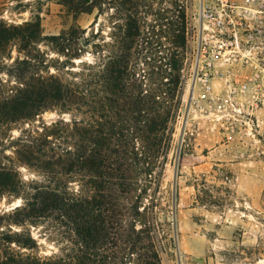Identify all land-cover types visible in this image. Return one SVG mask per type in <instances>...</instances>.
I'll list each match as a JSON object with an SVG mask.
<instances>
[{"label":"rangeland","instance_id":"rangeland-1","mask_svg":"<svg viewBox=\"0 0 264 264\" xmlns=\"http://www.w3.org/2000/svg\"><path fill=\"white\" fill-rule=\"evenodd\" d=\"M132 1L133 4L126 0H103L101 11L96 8L92 13L75 15L65 0H0V21L9 25L39 21L43 36L59 34L76 24L86 29L82 33V38L88 39L86 50L67 66L58 65L57 60L64 56L48 40L38 44L50 61V72L79 85L86 78L92 79L89 64L100 63L105 55L114 57L121 52L122 42L136 39L143 48L133 50L129 56L135 73L132 80L135 94L137 89L158 86L165 91L163 96L168 105H178L170 124L172 140L163 175L149 188V195L141 204L142 214L137 216L140 220L137 228H146L147 223L149 231L135 236L144 242L143 246L119 247L117 255L122 254L118 252L121 247L130 251L121 264H139L148 256H154L162 264H264V102L231 91L229 81L221 74H212L208 82L199 74L190 101L194 68L187 27L192 21L197 30L199 0ZM131 14L138 18L136 36L131 35L128 26ZM104 41L107 47L100 52L93 48L95 42ZM24 55L18 46L12 45L0 57L4 68L0 69L1 99L21 86V80L6 68ZM225 66L218 64L220 69ZM113 75L107 72V80L111 82ZM108 96L114 98L112 94ZM109 103L108 108L114 114L112 127L116 136H120L126 126V113L130 112L127 109L134 103L124 106L122 101V106L117 107L111 100ZM90 108L79 106L67 112L54 107L43 110L32 120L0 126V164L17 170L23 183L22 195H27L31 183L49 181L37 168L18 160L17 139L58 123L51 129L57 138L50 136V146L56 151L70 147L79 155L84 129L102 128L106 132L104 118L92 116ZM74 120L77 132L73 130ZM70 135L74 139H67ZM64 183L78 196L91 194L79 168ZM22 202L21 196L6 193L0 201V212ZM131 220L128 217L127 224ZM13 229L22 228L13 226ZM24 229L38 242L31 253L46 257L68 252L70 244L53 218H42L37 225L28 224Z\"/></svg>","mask_w":264,"mask_h":264},{"label":"trees","instance_id":"trees-1","mask_svg":"<svg viewBox=\"0 0 264 264\" xmlns=\"http://www.w3.org/2000/svg\"><path fill=\"white\" fill-rule=\"evenodd\" d=\"M126 1L133 4L132 0ZM102 4L103 0H65L75 15L92 13L96 8L101 11ZM128 26L132 36L138 35L135 15L128 16ZM85 32L86 29L76 24L59 34L43 36L39 21L16 25L0 21V57L12 45L25 54L6 68L21 80V86L14 88L11 95L0 98V126L32 120L49 108L71 112L79 106H90L92 116L104 118L106 128L105 132L102 128L86 127L79 155L70 147L56 151L50 146V136L57 138L51 129L58 123L17 139L18 160L37 168L49 182H33L27 195H22L23 183L17 170L0 164V201L6 193L23 198L21 204L0 212V264H121L130 251L126 250L128 247H121L118 252L122 254L117 255L119 247L143 246L144 242L135 236L149 231L147 223L146 228H137L140 221L137 216L142 214L141 204L149 195V188L163 175L172 140L170 124L178 105H168L163 96L165 91L158 86L137 89L135 94L132 86L135 73L129 56L133 50L143 48L136 39L122 42L121 52L114 57L105 55L100 63L89 64L92 79H84L81 85L50 72V61L38 44L48 40L64 56L61 61L57 60L58 65L67 66L86 50L88 39L82 38ZM92 46L100 52L107 43L95 42ZM0 69H4L2 64ZM110 71L114 73L111 82L106 77ZM110 94L113 99L109 98ZM110 100L116 107L122 106V101L124 106L134 103L127 109L130 112L126 113V126L120 136H116L112 127L115 123H112L113 111L108 108ZM106 117L110 118L106 120ZM73 123V130L77 132V122ZM68 138L74 139L72 135ZM78 168L91 191L88 196L74 194L64 183L65 178L78 173ZM46 217L56 221L60 234L70 244L65 255L43 257L31 253L38 242L24 228L28 224L37 225ZM128 217H132L130 224H127ZM13 226L22 229L14 230ZM154 259L148 256L139 264H162Z\"/></svg>","mask_w":264,"mask_h":264},{"label":"built area","instance_id":"built-area-1","mask_svg":"<svg viewBox=\"0 0 264 264\" xmlns=\"http://www.w3.org/2000/svg\"><path fill=\"white\" fill-rule=\"evenodd\" d=\"M197 19L187 27L192 80L221 74L231 91L264 102V0H199Z\"/></svg>","mask_w":264,"mask_h":264},{"label":"water","instance_id":"water-1","mask_svg":"<svg viewBox=\"0 0 264 264\" xmlns=\"http://www.w3.org/2000/svg\"><path fill=\"white\" fill-rule=\"evenodd\" d=\"M194 81H195V79H194ZM193 96H194V85L191 86V90H190V101L192 100ZM189 108H190V105L188 106V110L186 112V117L188 116ZM185 121H186V119L184 120L183 127L185 126ZM176 176H177V162H176V169H175V174H174V185L176 183Z\"/></svg>","mask_w":264,"mask_h":264},{"label":"bare ground","instance_id":"bare-ground-1","mask_svg":"<svg viewBox=\"0 0 264 264\" xmlns=\"http://www.w3.org/2000/svg\"><path fill=\"white\" fill-rule=\"evenodd\" d=\"M194 85V87L198 86V81H194L192 80V86Z\"/></svg>","mask_w":264,"mask_h":264}]
</instances>
